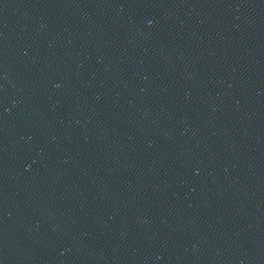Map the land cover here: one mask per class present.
<instances>
[{
    "label": "water",
    "instance_id": "1",
    "mask_svg": "<svg viewBox=\"0 0 264 264\" xmlns=\"http://www.w3.org/2000/svg\"><path fill=\"white\" fill-rule=\"evenodd\" d=\"M0 264H264V0H0Z\"/></svg>",
    "mask_w": 264,
    "mask_h": 264
}]
</instances>
